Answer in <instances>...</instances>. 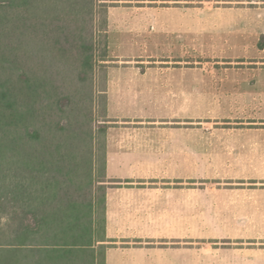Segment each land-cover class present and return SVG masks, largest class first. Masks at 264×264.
Segmentation results:
<instances>
[{"label":"trees","instance_id":"16d2710c","mask_svg":"<svg viewBox=\"0 0 264 264\" xmlns=\"http://www.w3.org/2000/svg\"><path fill=\"white\" fill-rule=\"evenodd\" d=\"M96 14L97 0H0V264H106L110 124L81 106L109 55Z\"/></svg>","mask_w":264,"mask_h":264},{"label":"crops","instance_id":"0c3cea01","mask_svg":"<svg viewBox=\"0 0 264 264\" xmlns=\"http://www.w3.org/2000/svg\"><path fill=\"white\" fill-rule=\"evenodd\" d=\"M198 1L201 2L111 0L114 5L109 8L108 36L116 28L128 43L161 34L168 42H189L195 46L201 43V20L184 19L182 14L185 9H195L193 4ZM222 1L236 3L237 9L253 11L255 17L226 24V34L220 42L255 43L264 59V47L258 45L264 36V0ZM142 10L161 11L168 17L142 20L137 14ZM113 57L139 58L123 54ZM221 57L239 59L244 56ZM170 58L175 57L169 54L164 59ZM116 68L129 72L127 75L121 73V83L113 92L110 91V77L108 85V117L114 124L107 130V176L118 182H112L114 185L109 187L106 196V230L111 244L106 264H180L179 260L157 262L155 257L161 250L182 251L180 245H185L187 239H202L203 200L200 195L185 193L184 180L199 176L202 154L207 153L252 156L241 162L243 172L236 178L264 179V126L244 127L233 137L234 145L230 140L232 146H205L203 150L202 132L196 124L202 119L200 82L139 83L137 80L142 77L147 80L148 72L121 66L112 68L109 74ZM212 87L215 90L264 91V83ZM260 96L264 95H242V102L249 105ZM161 104L168 108L169 117L176 118L178 123L183 118L182 122L188 126L165 131L147 126L150 125L147 122L154 125L152 109ZM163 179L167 181L161 182ZM160 183L165 186L162 188ZM208 202L211 204L210 219L227 220L223 226L225 230L216 231L215 235L243 239L264 233V194L210 196Z\"/></svg>","mask_w":264,"mask_h":264},{"label":"rangeland","instance_id":"374dc122","mask_svg":"<svg viewBox=\"0 0 264 264\" xmlns=\"http://www.w3.org/2000/svg\"><path fill=\"white\" fill-rule=\"evenodd\" d=\"M113 5L111 0H97L95 31L99 41H103L105 33L100 30L104 29L103 22L105 18L108 19L109 8ZM193 5L196 6L195 9L193 7L190 10L185 9L182 17L195 19L196 22L198 19L201 20V43H196L195 46L189 42H168L161 34L136 43H128L126 37H123L116 28L112 29L109 37L111 46L108 60L102 62L105 64L97 66L93 83L82 90L83 113L91 118L94 129L100 123H108L110 126L114 124L106 112V87L109 85V77L112 78L110 91L113 92L121 83L122 75H127L129 72L127 69L123 71L118 68L109 74L112 68L121 66H133L148 72L147 80L141 76V80H137L139 83L152 82L161 85L170 82L176 84L201 83L202 119L201 123L196 124H199V130L202 132L203 150L205 146H232L231 141L234 145L233 137L239 134L244 127L264 126V123H261L264 122L262 119L264 118V96L250 101L249 105L247 102H242V95L253 93L264 95V91L215 90L212 87L214 85L238 86L247 83H264V70L261 71L264 67L262 63L264 59L261 58L262 53L255 43L220 42L221 37L226 34V24L240 19H254L255 12L237 9L236 3L222 0H201ZM137 14L142 20H162L168 17L161 11L142 10ZM216 39L219 41L216 42ZM100 47L103 48V45L100 44ZM100 47L98 53L101 54L103 49ZM121 54L135 55L139 58L113 57V55ZM169 54L175 58L164 59ZM223 55L244 57L226 59L221 57ZM130 77L134 78L128 75V78ZM91 92L93 98L89 96ZM167 110L168 108L162 104L153 108L155 123L152 125L147 122L150 124L147 126H154L155 129L163 131L174 129L177 126H188V123L186 125L182 122L185 121L183 118L180 119L181 123H178L179 120L169 117L170 113L168 114ZM251 121L257 123H249ZM95 138L93 158L96 169L94 176L96 179H101L103 135L98 133ZM251 157L233 154H202L199 176L186 178L183 187L186 194L202 197V239L195 241L187 239L185 245H180L182 251L179 252L164 250L156 252L157 262H178L179 260L181 264L185 260V264H264V233L248 235L243 239L224 238V236L215 235V232L225 230L226 227L223 226L227 220L209 218L211 204L208 200L210 196L222 198L227 195L264 194V179L236 178V175L243 172L241 162ZM164 181L167 180H161V182ZM172 181L169 180V182ZM159 186L163 188L165 185L160 183ZM262 229L264 231V227Z\"/></svg>","mask_w":264,"mask_h":264}]
</instances>
